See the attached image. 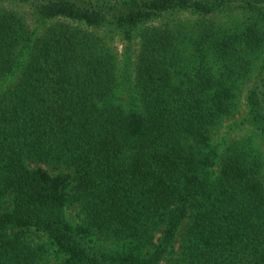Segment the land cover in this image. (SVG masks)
<instances>
[{
	"label": "trees",
	"instance_id": "trees-1",
	"mask_svg": "<svg viewBox=\"0 0 264 264\" xmlns=\"http://www.w3.org/2000/svg\"><path fill=\"white\" fill-rule=\"evenodd\" d=\"M263 50L264 0H0V264H264L262 153L213 142L246 89L264 144Z\"/></svg>",
	"mask_w": 264,
	"mask_h": 264
},
{
	"label": "rangeland",
	"instance_id": "rangeland-1",
	"mask_svg": "<svg viewBox=\"0 0 264 264\" xmlns=\"http://www.w3.org/2000/svg\"><path fill=\"white\" fill-rule=\"evenodd\" d=\"M2 3L8 7H11L25 14L27 18V20L25 21H26V26L28 28V34L33 38L40 36L50 24L55 23L57 21V20H40L35 16H32V11L29 9L27 5L12 4V3L8 5L6 1H3ZM184 15L180 16L181 19L187 17ZM205 18L209 19V17L207 16ZM226 19L227 18L225 17L224 14L219 15V21L224 22L226 21ZM167 20H173V16L167 18ZM139 29L140 28H137L136 30L133 31L131 38H126L122 33H119V31L108 32L107 30L103 31L102 29L94 30L96 34L106 36L107 44L111 48V50L113 51L116 57L117 75L120 81L123 80V76L126 73V71L124 70L126 69V65L129 64L127 68H129L130 66L132 67L136 60L137 52L139 51V41L137 37V32ZM261 57L264 58V50ZM247 87H250V85H248ZM246 92L247 90L244 89L239 100L238 108L236 109L234 114L228 118H225L222 121L220 127L217 130V133L213 137V142L218 143L219 140L220 141L224 140L225 144H227L229 141L235 138L238 137L247 138L248 136H250L254 140V144L258 146V148L257 147L256 148L258 151L262 153L264 160V144L261 143L259 137H256L254 135L252 136L251 134L252 129L251 126L248 124V122H245V124H241V121L244 120L247 116V107L245 102ZM68 216L71 220L73 221L76 220V222H78L81 219L79 214H77V206L72 207L71 210H68ZM161 264H167V262H162Z\"/></svg>",
	"mask_w": 264,
	"mask_h": 264
}]
</instances>
